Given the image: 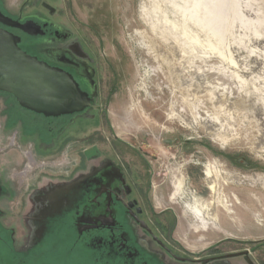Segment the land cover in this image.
<instances>
[{
	"label": "rangeland",
	"instance_id": "obj_1",
	"mask_svg": "<svg viewBox=\"0 0 264 264\" xmlns=\"http://www.w3.org/2000/svg\"><path fill=\"white\" fill-rule=\"evenodd\" d=\"M23 1L3 0L10 12ZM51 5L54 20L72 30L73 41L95 61L102 106L100 113L88 112L93 118L75 119L55 141L71 139L55 169L63 159L64 165L77 162L82 136L102 149L108 139L140 167L150 138L161 157L157 170L165 168L169 180L176 175L173 205L182 244L194 252L247 248L264 259V242L251 245L264 239V0H53ZM16 106L0 92V111ZM22 116L27 131L34 123L39 131L46 126L41 115L23 111ZM186 137L193 144L185 145ZM163 138L171 141L160 143ZM185 152L199 162H189ZM194 197L199 206L201 201L209 206L211 222L186 206ZM60 260L52 256L40 264Z\"/></svg>",
	"mask_w": 264,
	"mask_h": 264
},
{
	"label": "flooded vegetation",
	"instance_id": "obj_2",
	"mask_svg": "<svg viewBox=\"0 0 264 264\" xmlns=\"http://www.w3.org/2000/svg\"><path fill=\"white\" fill-rule=\"evenodd\" d=\"M51 1L24 0L17 12H10L0 0L3 15L38 25L36 34L1 21L0 27L18 35L26 52L71 73L96 107L46 117L21 107L9 94L17 106L0 111V264H40L52 256L61 259L59 264H264L247 248L194 252L182 244L176 236L180 215L173 205L176 175L169 180L165 168L157 170L161 157L150 138L140 167L119 155L108 139V148L102 149L82 136L77 138L84 144L77 162L66 160L64 165L63 159L55 169V159L70 147L71 139L55 141L75 119L93 118L88 112L100 113L102 106L95 61L73 41L72 30L54 20ZM23 111L41 115L46 126L39 131L33 122L30 131L25 130ZM191 138H184V144H193ZM185 155L189 162H199L193 152ZM207 182L211 189L213 183ZM161 185L165 189L159 192ZM200 203L202 207L194 197L186 206L199 220L211 222L209 206ZM263 242L253 240L251 245Z\"/></svg>",
	"mask_w": 264,
	"mask_h": 264
},
{
	"label": "water",
	"instance_id": "obj_3",
	"mask_svg": "<svg viewBox=\"0 0 264 264\" xmlns=\"http://www.w3.org/2000/svg\"><path fill=\"white\" fill-rule=\"evenodd\" d=\"M0 21L36 34V23L12 20L0 12ZM18 35L0 27V91L17 103L46 117L73 114L96 107L71 73L22 49Z\"/></svg>",
	"mask_w": 264,
	"mask_h": 264
},
{
	"label": "bare ground",
	"instance_id": "obj_4",
	"mask_svg": "<svg viewBox=\"0 0 264 264\" xmlns=\"http://www.w3.org/2000/svg\"><path fill=\"white\" fill-rule=\"evenodd\" d=\"M202 207V206H201Z\"/></svg>",
	"mask_w": 264,
	"mask_h": 264
}]
</instances>
